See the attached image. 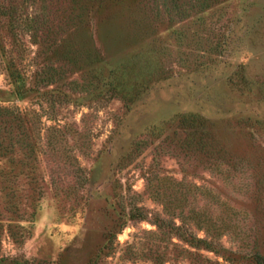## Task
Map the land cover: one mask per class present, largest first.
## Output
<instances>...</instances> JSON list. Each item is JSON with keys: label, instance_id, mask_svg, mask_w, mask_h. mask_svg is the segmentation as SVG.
Returning <instances> with one entry per match:
<instances>
[{"label": "rangeland", "instance_id": "374dc122", "mask_svg": "<svg viewBox=\"0 0 264 264\" xmlns=\"http://www.w3.org/2000/svg\"><path fill=\"white\" fill-rule=\"evenodd\" d=\"M0 259L264 264V0H0Z\"/></svg>", "mask_w": 264, "mask_h": 264}, {"label": "trees", "instance_id": "16d2710c", "mask_svg": "<svg viewBox=\"0 0 264 264\" xmlns=\"http://www.w3.org/2000/svg\"><path fill=\"white\" fill-rule=\"evenodd\" d=\"M11 76H12V74H11ZM135 217L134 216H132V215H130V217H129V219L130 220H132V219H134ZM158 225H159V223H157ZM161 226V225H160ZM177 230L179 229L180 230V227H178L177 226V228H176ZM178 230V231H179ZM185 236V238H187L186 237V235H184V234H182V233H180V236ZM191 236V235H190ZM188 240H190V242H195L196 244H200V245H202V246H204V248H206V249H209V250H211V251H215V247H214V245L212 244V243H210L208 240H206V239H198V238H196V237H190V238H188ZM198 242V243H197ZM252 258L253 259H255L256 261H258L260 258H261V255L260 254H255L254 256H252ZM0 264H2V259H0Z\"/></svg>", "mask_w": 264, "mask_h": 264}]
</instances>
